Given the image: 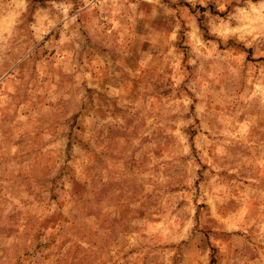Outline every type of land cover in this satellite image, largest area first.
<instances>
[{"label": "rangeland", "instance_id": "obj_1", "mask_svg": "<svg viewBox=\"0 0 264 264\" xmlns=\"http://www.w3.org/2000/svg\"><path fill=\"white\" fill-rule=\"evenodd\" d=\"M0 264H264V0H0Z\"/></svg>", "mask_w": 264, "mask_h": 264}]
</instances>
